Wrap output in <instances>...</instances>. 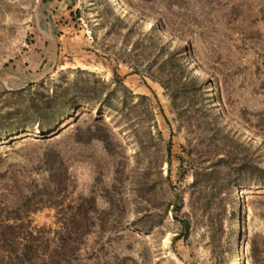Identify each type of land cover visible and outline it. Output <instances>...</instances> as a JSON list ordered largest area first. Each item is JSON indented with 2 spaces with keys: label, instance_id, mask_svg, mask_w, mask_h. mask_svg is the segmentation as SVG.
Returning a JSON list of instances; mask_svg holds the SVG:
<instances>
[{
  "label": "rangeland",
  "instance_id": "374dc122",
  "mask_svg": "<svg viewBox=\"0 0 264 264\" xmlns=\"http://www.w3.org/2000/svg\"><path fill=\"white\" fill-rule=\"evenodd\" d=\"M37 1L0 0V71L12 82L52 60ZM39 9L58 43L43 84L104 85L46 133L0 125V264H264V0H42ZM13 101L0 96V113ZM186 150H232L242 169L239 197L220 212L224 228L234 215L229 234L177 245L191 261L177 257L170 217L159 227L153 208L192 181L179 170ZM143 214L146 227L136 224Z\"/></svg>",
  "mask_w": 264,
  "mask_h": 264
},
{
  "label": "trees",
  "instance_id": "16d2710c",
  "mask_svg": "<svg viewBox=\"0 0 264 264\" xmlns=\"http://www.w3.org/2000/svg\"><path fill=\"white\" fill-rule=\"evenodd\" d=\"M97 84L104 85L87 78L69 80L61 77L50 80L48 86L41 82L18 91L1 88L0 96L6 95L14 101L0 113V125L6 132H19L36 126L39 132L46 133L65 116H74V111L81 106L96 101L94 86ZM178 158L179 170L181 173L190 172L192 181L185 189L172 186L165 200H155L154 218L161 227L163 216L170 217L175 229L171 246L179 259L191 261L193 257L185 259L177 245L193 250L199 245L215 242L219 231L229 234L234 215L227 217L229 224L224 228L220 212H226L225 206L230 204L233 195L236 197L233 179L238 168L242 169L235 163L237 158L232 150H186L185 156ZM144 217V214L140 216L136 224L146 227ZM197 234L199 239L195 238Z\"/></svg>",
  "mask_w": 264,
  "mask_h": 264
},
{
  "label": "water",
  "instance_id": "95a60500",
  "mask_svg": "<svg viewBox=\"0 0 264 264\" xmlns=\"http://www.w3.org/2000/svg\"><path fill=\"white\" fill-rule=\"evenodd\" d=\"M42 0H38L37 1V5L34 9V24L35 27L37 29V31L44 36L51 44V49H52V60L50 65L46 68V70L44 72H42L41 74L35 76V77H25L22 76V78L24 79V81H20V82H12L9 78H7L6 76L1 74L0 71V86L6 90V91H18V90H22L24 88H26L29 84H38L41 83L43 81H45V79L50 76L56 67V61H57V53H58V43L56 41L55 36L52 34L51 31L49 30H45L41 24H40V18H41V14H40V3Z\"/></svg>",
  "mask_w": 264,
  "mask_h": 264
},
{
  "label": "bare ground",
  "instance_id": "6f19581e",
  "mask_svg": "<svg viewBox=\"0 0 264 264\" xmlns=\"http://www.w3.org/2000/svg\"><path fill=\"white\" fill-rule=\"evenodd\" d=\"M240 192H241V191L237 190L236 197L239 196V193H240Z\"/></svg>",
  "mask_w": 264,
  "mask_h": 264
}]
</instances>
